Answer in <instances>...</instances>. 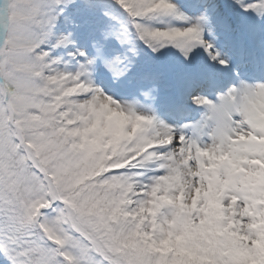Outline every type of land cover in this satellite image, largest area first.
I'll return each instance as SVG.
<instances>
[{
  "label": "snow or ice",
  "instance_id": "snow-or-ice-1",
  "mask_svg": "<svg viewBox=\"0 0 264 264\" xmlns=\"http://www.w3.org/2000/svg\"><path fill=\"white\" fill-rule=\"evenodd\" d=\"M0 264H264V0H0Z\"/></svg>",
  "mask_w": 264,
  "mask_h": 264
}]
</instances>
